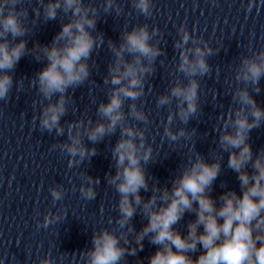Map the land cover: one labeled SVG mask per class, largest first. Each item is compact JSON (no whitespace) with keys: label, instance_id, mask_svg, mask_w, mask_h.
<instances>
[{"label":"clouds","instance_id":"obj_1","mask_svg":"<svg viewBox=\"0 0 264 264\" xmlns=\"http://www.w3.org/2000/svg\"><path fill=\"white\" fill-rule=\"evenodd\" d=\"M22 2L0 0V101L9 99L14 85L11 73L31 51L38 62L47 61L29 80V87H35L43 101H47L41 102L39 128L67 137L53 148L68 155L69 169L80 167L97 155L96 147H88L85 138L95 145L119 130V139L111 148L115 173L105 177L119 196L116 205L119 216L115 228L93 232L92 247L79 253L84 264H128V257H137L144 250L145 240L156 248L147 258L148 264H264V147L254 151L250 142L252 130L264 126V107L258 105L253 95L261 92L264 49L240 59L234 78L243 86L231 92L236 107L218 117V127L213 129L218 133L216 148L207 157L189 148L191 154L170 186H161L146 170V165L155 161L153 147L146 143L145 129L129 122V118L149 122L148 115L135 101L145 94V80L154 73L155 61L163 54L154 41V37L161 35L160 30L149 31V25L142 24L121 31L119 44L108 40L114 59L108 65L104 83L112 87L106 102L97 106L99 119L95 123L91 119H78L62 124L71 100L69 90L89 79V60L105 44L103 34L93 35L98 9L85 0H38L40 6L32 10L34 19L43 15L44 22L56 20L61 12L68 19L50 45L36 44L29 50L25 39L30 31L25 23L28 11L18 8ZM132 6L145 17L152 15V0H132ZM248 7L251 9L252 4ZM103 11L105 14L114 11L119 16L124 10L116 0H105ZM178 34L180 39L173 44L179 50L176 70L187 83L177 78L168 93L161 94L156 101L157 107L176 102V112L169 113L163 129L164 137L171 142L190 140L195 135V129L189 132L181 127L173 131L171 125L177 118L188 124L198 112L197 77L211 72L207 57L219 52L190 34L183 25ZM16 83L19 91V82ZM126 100L132 101L127 114ZM36 119L33 117L34 124ZM224 153L228 154L226 168L235 173L239 193L221 181L219 187L224 191L213 197L214 185L224 171ZM81 177L86 181L79 188L81 197L95 199L99 179L85 173ZM141 190L150 191L151 196L145 199ZM49 191L54 204L64 197L59 187ZM137 214L147 221L139 231L132 224ZM186 215L194 219L182 223ZM66 217L64 209L48 212L37 227L47 229ZM112 222L110 218L109 223ZM40 264L56 262L49 253ZM139 264H143L142 259Z\"/></svg>","mask_w":264,"mask_h":264}]
</instances>
